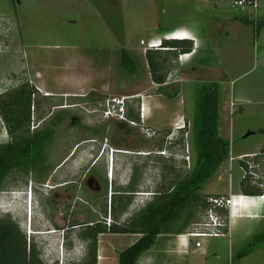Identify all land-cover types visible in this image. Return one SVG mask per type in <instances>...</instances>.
<instances>
[{
    "label": "rangeland",
    "instance_id": "obj_1",
    "mask_svg": "<svg viewBox=\"0 0 264 264\" xmlns=\"http://www.w3.org/2000/svg\"><path fill=\"white\" fill-rule=\"evenodd\" d=\"M238 1L0 0V95L30 83L38 91L32 131L48 127L55 131L47 149L49 172L14 175L0 192V218L9 217L21 228L45 264H84L88 245L80 235L86 224L105 225L111 198L129 186L136 191L131 206L117 217L113 214L119 225L139 214L162 186L194 171L198 92L203 84L226 80L220 82L217 71L208 73L206 79H198L199 89L192 82L186 87L184 101L178 96L181 85L172 82L176 65L169 70L167 85L160 88L152 80L142 42L148 46L161 32L196 22L226 38L227 30L238 27L234 23L244 15L264 20V0H258L257 14L251 7L243 11ZM246 35L251 37L249 31ZM124 50L138 65L135 75L121 68ZM123 97H141L130 102L129 122L105 120L106 101ZM142 103L147 104L144 128L156 132L153 138L143 133L142 124L130 123L136 121L132 117L139 115ZM249 118L243 123L236 117L231 135L226 129L220 134L230 137L234 157L257 150L261 135H251L252 129L245 128L253 115ZM182 126L184 138L179 140L177 127ZM9 142L0 115V145ZM166 150V156L159 155ZM186 156L191 157L190 165ZM218 172L203 192L227 191L230 181L238 188L244 175L238 161L230 160ZM221 176L223 180L218 179ZM205 240L219 245L228 260L225 239L200 241ZM263 252L261 248L259 253ZM237 256L234 264H240Z\"/></svg>",
    "mask_w": 264,
    "mask_h": 264
},
{
    "label": "trees",
    "instance_id": "obj_2",
    "mask_svg": "<svg viewBox=\"0 0 264 264\" xmlns=\"http://www.w3.org/2000/svg\"><path fill=\"white\" fill-rule=\"evenodd\" d=\"M263 28L264 20H261L258 23V31ZM163 45L171 51L168 53L146 52L152 80L160 88L167 84L169 70L179 60V56L190 54L194 50L192 41H164ZM120 65L131 75L137 73L136 61L125 50L121 53ZM37 95V89L30 83L0 95V115L10 137L9 143L0 145V192L16 174L29 177L34 172L41 174L49 172L50 167L46 164L49 155L47 149L53 141L55 131L51 127L32 131L34 123L32 108L35 106ZM219 105V85L217 83L203 84L198 92L194 120V142L197 155L194 171L190 175L176 178L167 186H162V189L154 193L145 208L126 225H119L114 220L115 224L108 228L102 223L88 222L86 229L80 235L88 245L84 264H98L100 234L142 235L132 247L119 255V264H137L139 259L153 248L160 235L183 234L190 226L201 222L210 208L209 199L220 197L201 194L204 185L213 179L224 163L231 159V143L223 139L219 133ZM130 113L129 117H131ZM132 118L136 121L140 120L139 115ZM105 131L104 127L101 134ZM178 138L183 140L184 135L180 134ZM248 162L260 166L254 171L260 174L261 179L255 180L249 174ZM240 165L247 171V176L240 184L241 194L246 197H262L264 195V148L260 155L245 158ZM100 181L105 184L107 191L106 178L102 177ZM135 192L133 186H129L126 191L120 193L121 195L111 198L112 218L113 214L117 217L128 211ZM90 203L93 205L92 202ZM220 215L227 221L228 228L225 230L227 235L229 210L220 211ZM27 241V236L11 218H0V264H45L40 259L35 245H28ZM261 248H264V233L246 246L237 258L241 262ZM234 261L235 258L232 259L233 263Z\"/></svg>",
    "mask_w": 264,
    "mask_h": 264
},
{
    "label": "crops",
    "instance_id": "obj_3",
    "mask_svg": "<svg viewBox=\"0 0 264 264\" xmlns=\"http://www.w3.org/2000/svg\"><path fill=\"white\" fill-rule=\"evenodd\" d=\"M257 19L260 21L258 16ZM234 24L238 27H233L232 32L227 30L226 38L220 31L210 33L199 22L194 23V25L167 30L158 34L156 39L152 41L157 47L149 48L147 45H143L145 46L143 50L145 52L162 51L168 53L171 50L164 47V41H192L194 43L192 53L180 55L179 60L174 63L177 68L175 73L173 72L176 80L172 82L181 85L178 96L182 97L184 101H186L184 93L188 90L186 87L192 82L199 89L198 79H206L208 73L217 71L221 77V79L218 77V80L220 82L226 80L223 84H218L220 87L219 133L221 134L226 129L231 135L235 129L234 120L236 117L240 116V120L244 123L247 120L250 121L249 117L253 115L251 125L246 126L244 124V126L247 129H252L251 135H261L257 150L253 152L243 151L234 157L231 147L233 163L238 161L240 164L244 158L260 155L264 148V28L258 31V34L255 33L252 14L236 19ZM250 29L253 31V36H251ZM247 31L250 32L251 37L246 35ZM222 52L224 54L220 59L219 55ZM228 64L231 68H227ZM205 69L206 74L200 75L199 71ZM233 76L234 80L230 79ZM169 80L170 78H168V82ZM145 107L147 108V104ZM221 137L230 141L228 136ZM218 173L215 176H218ZM243 177L244 175L242 179ZM218 179L223 180L222 176ZM242 179L238 183V188H235L230 181V187L227 191L218 193L202 191L205 195L231 197L235 201L229 208V232L225 237L220 238L225 239L229 246L227 260L229 264H234L232 259L235 258V255L242 252L256 237L264 233V202L260 197H246L241 194ZM183 234L160 235L153 248L147 251L137 264L227 263L225 257H222L223 252L219 245L205 240L202 241L201 247L197 248V241L188 240ZM141 237L140 234L131 233L100 234L98 236V264H119L120 253L132 247ZM259 252L260 250L255 251L241 260L242 263L240 262V264H247V262L248 264H264V252Z\"/></svg>",
    "mask_w": 264,
    "mask_h": 264
},
{
    "label": "built area",
    "instance_id": "obj_4",
    "mask_svg": "<svg viewBox=\"0 0 264 264\" xmlns=\"http://www.w3.org/2000/svg\"><path fill=\"white\" fill-rule=\"evenodd\" d=\"M236 5L241 8L243 11L246 10V7H251L255 10V14H257V10L259 8V1L258 0H239L238 2H236ZM253 21H254V29H255V33L258 34V19L257 16L254 18L253 17ZM142 45H144V42H142ZM149 48H153V47H157L156 44H154L153 42H151L148 45ZM141 97H123L121 99H116V98H112V99H108L105 103V105L103 106V118L107 121H123V122H129L128 119V112H129V107H130V102L131 100H136L139 99ZM146 108L143 105V103L141 104V107L139 109V121H132L130 122L131 124L136 126L142 124V131L143 133L149 137V138H153L156 136V132L152 131L148 128H144V122H145V114H146ZM185 126L182 127H177V131H181ZM34 128V127H33ZM35 130V129H34ZM168 154V151H162L159 153L160 156H166ZM245 159V158H244ZM184 160L188 162V164H191V157L186 156L184 157ZM114 161H112L113 163ZM231 162H233V159H231ZM248 168L250 170L249 174L255 179V180H259L261 179L260 174L255 172V169H259L260 166L258 165H254L251 162L247 163ZM243 169V168H242ZM244 171V177L245 178L247 176V171ZM113 175V167H112V171L110 173V176ZM261 187H263L261 185ZM151 197V196H150ZM261 200L264 202V195L262 197H260ZM234 200H232L231 197L227 198V197H216V198H210L209 199V203H210V208L207 212V214H205L204 218L201 220V222L193 224L192 226H190L185 232H184V237L188 240H196V247L200 248L202 245V239H214V238H223L226 236V232L225 230L228 228V224L227 221L224 217H222V215H220V211L222 210H229L230 206L232 205V203L234 204ZM115 224V221L112 219L111 215L107 221V223H105V225H107L108 228H111L112 225ZM30 235V233H29Z\"/></svg>",
    "mask_w": 264,
    "mask_h": 264
},
{
    "label": "clouds",
    "instance_id": "obj_5",
    "mask_svg": "<svg viewBox=\"0 0 264 264\" xmlns=\"http://www.w3.org/2000/svg\"><path fill=\"white\" fill-rule=\"evenodd\" d=\"M185 128H186V126L181 131H178V134L180 135L183 132V130H185ZM175 137H177V135ZM32 192L33 191L29 192V194H28L29 196L27 195V197H28V204L30 203V205H31V199H32ZM24 199H26V198L25 197L20 198V200H24ZM28 210L29 209H27V214H28ZM2 213L4 214L6 212L2 211ZM8 213H10V212H8Z\"/></svg>",
    "mask_w": 264,
    "mask_h": 264
},
{
    "label": "bare ground",
    "instance_id": "obj_6",
    "mask_svg": "<svg viewBox=\"0 0 264 264\" xmlns=\"http://www.w3.org/2000/svg\"><path fill=\"white\" fill-rule=\"evenodd\" d=\"M176 38V37H175ZM178 39V38H177ZM182 40H185V39H182ZM30 192V191H29ZM28 201V200H27ZM32 203H33V200H32ZM29 222V221H28Z\"/></svg>",
    "mask_w": 264,
    "mask_h": 264
}]
</instances>
